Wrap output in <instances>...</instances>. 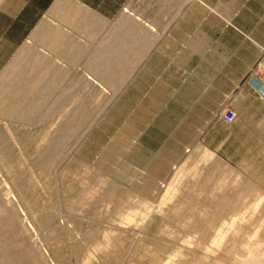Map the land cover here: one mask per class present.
Instances as JSON below:
<instances>
[{
    "label": "rangeland",
    "instance_id": "374dc122",
    "mask_svg": "<svg viewBox=\"0 0 264 264\" xmlns=\"http://www.w3.org/2000/svg\"><path fill=\"white\" fill-rule=\"evenodd\" d=\"M123 6L0 0V264H264V94Z\"/></svg>",
    "mask_w": 264,
    "mask_h": 264
},
{
    "label": "crops",
    "instance_id": "0c3cea01",
    "mask_svg": "<svg viewBox=\"0 0 264 264\" xmlns=\"http://www.w3.org/2000/svg\"><path fill=\"white\" fill-rule=\"evenodd\" d=\"M123 1L142 0H66L73 9L80 5L82 14L97 16L118 14ZM134 5L135 16L165 14L163 8L156 13L152 8L139 12L137 3ZM195 5L199 6L177 11L178 16H192L191 24L161 25L155 36L160 44L153 46L163 47L166 40H174L179 49H184L178 56L215 65L218 71L227 73L224 78L246 79V86L264 94V0H195Z\"/></svg>",
    "mask_w": 264,
    "mask_h": 264
},
{
    "label": "built area",
    "instance_id": "2783aa9c",
    "mask_svg": "<svg viewBox=\"0 0 264 264\" xmlns=\"http://www.w3.org/2000/svg\"><path fill=\"white\" fill-rule=\"evenodd\" d=\"M228 119H230V117Z\"/></svg>",
    "mask_w": 264,
    "mask_h": 264
}]
</instances>
